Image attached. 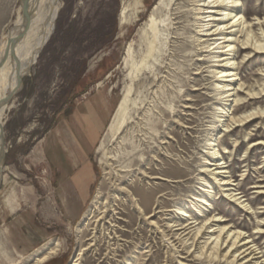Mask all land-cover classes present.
Listing matches in <instances>:
<instances>
[{
    "label": "rangeland",
    "instance_id": "obj_1",
    "mask_svg": "<svg viewBox=\"0 0 264 264\" xmlns=\"http://www.w3.org/2000/svg\"><path fill=\"white\" fill-rule=\"evenodd\" d=\"M159 1L56 0L59 11L53 32L31 73L20 77L9 100L12 108L3 118L0 264L33 262L36 252L50 242H58L60 252L45 264H74L77 258L79 264H210L197 260L194 248L171 239L167 223L181 220L170 210L192 209L196 197L203 196L201 171L211 159L205 152L213 135L241 192L250 201L255 199L252 184L259 170L264 171V148L253 149L249 141L235 148L234 143L241 144L252 130L264 132V126L224 132L216 122L220 103L215 97L214 63L196 41L191 2L174 0L177 6L162 8L173 9V19L179 16L181 23L154 30L153 18L158 24L167 18L164 12L155 14ZM24 2L0 0V46L16 28ZM242 3L260 35L264 0ZM244 58L241 52L238 62ZM262 66L264 54L242 67L246 86L259 80ZM99 92L108 96L112 114L91 157L90 194L80 205L63 202L45 153L47 136ZM124 188L131 198L121 191ZM99 194L102 202L109 197L116 201L114 217L102 226L99 212L84 221ZM208 194L206 200L215 207L205 215L226 214L227 224H240L247 236H256L259 220L254 214L229 201L215 186ZM155 208L160 213L147 220ZM198 209L205 210V205ZM192 213L202 215L199 210ZM260 242L264 244V238ZM109 243L115 249L112 255Z\"/></svg>",
    "mask_w": 264,
    "mask_h": 264
},
{
    "label": "bare ground",
    "instance_id": "obj_2",
    "mask_svg": "<svg viewBox=\"0 0 264 264\" xmlns=\"http://www.w3.org/2000/svg\"><path fill=\"white\" fill-rule=\"evenodd\" d=\"M189 1L193 7L194 26L198 33L196 41L199 46L205 49V53L211 55L210 62L214 63L212 73L217 79L214 85L215 97L220 103L216 122L223 125L227 135L234 133L237 129L244 130L253 124L264 126V107L262 106L264 104V66H262V74L259 80L251 87L246 86L248 79L240 76L242 67H245L257 56L264 54L263 28H260L261 34L257 35L255 32L257 25L247 20V13L243 8L242 0ZM173 2L174 0L159 1L155 14L163 16L164 12L167 18L160 24L153 18L151 23L154 30H162L160 29L161 25L163 28H169L171 25L181 23L178 21L181 17L177 16L173 19V14H171L173 9L169 11L162 9L164 7L172 8V5L177 6ZM58 11L59 7L56 0H25L22 5V14L16 22V28L0 46L1 180L6 153L3 118L12 108L9 104L10 97L13 95L20 77L31 73V68L37 62L39 54L53 32ZM122 17L126 18V10H123ZM257 21L261 22L260 19ZM241 52L245 53V58L239 63L238 58ZM199 90L196 89V91ZM8 92L9 94H7ZM186 109H191V107L186 106ZM214 138L213 135L208 140V148L205 152L211 159H206L201 171V181L206 185L203 196L196 197V203L192 205V209L177 207L170 210V212L181 215V220L169 219L167 223L172 234L171 239L176 237L186 249L194 248L198 257L197 260L203 261V263L264 264V244L260 242L264 238V171L259 170L258 179L252 184V191L256 197L250 201L247 193L241 192L240 184L234 179L231 166L224 160L221 150L214 144L216 142ZM247 141L253 149L264 148V132H261L260 129L252 130L245 136V140L241 144L240 141L235 140V148L241 147ZM224 149L227 150V148ZM224 153L229 152L225 151ZM263 165L264 163H262ZM151 179L154 178L151 177ZM212 186H215L219 193H223L224 197L236 203L243 211L256 216V219L259 220L254 234L256 236H247L244 226L240 224H227L229 216L226 214H212L210 216L204 214V211L215 207L212 201L206 200L205 197L209 195ZM121 191H126L127 197L131 198L129 190L124 188ZM100 194L93 202L92 209L86 213L84 221L88 220L92 214L99 212L100 216L97 221L98 225L102 226L103 221L114 217L112 207L114 206L113 202L116 201L113 197H109L102 202ZM202 204L205 205L203 211L198 209ZM138 208L144 212L139 205ZM195 210H199L202 215H193L192 211ZM159 213L160 210L155 208L145 218L151 220ZM151 222L152 225H156L155 221ZM95 238L93 239L95 240ZM190 242L191 244L188 246ZM52 244L50 242L38 250L36 259L28 264H45L57 256L60 252V244L58 242ZM112 252L115 253V249H112L109 243L108 255H112ZM79 261L80 258H77L74 264H79Z\"/></svg>",
    "mask_w": 264,
    "mask_h": 264
},
{
    "label": "crops",
    "instance_id": "obj_3",
    "mask_svg": "<svg viewBox=\"0 0 264 264\" xmlns=\"http://www.w3.org/2000/svg\"><path fill=\"white\" fill-rule=\"evenodd\" d=\"M111 114L108 96L99 92L48 133L45 153L56 192L63 195L61 201L80 205L89 197L94 173L91 157Z\"/></svg>",
    "mask_w": 264,
    "mask_h": 264
},
{
    "label": "water",
    "instance_id": "obj_4",
    "mask_svg": "<svg viewBox=\"0 0 264 264\" xmlns=\"http://www.w3.org/2000/svg\"><path fill=\"white\" fill-rule=\"evenodd\" d=\"M2 178H3V176H2ZM2 183V180H1V177H0V184Z\"/></svg>",
    "mask_w": 264,
    "mask_h": 264
}]
</instances>
